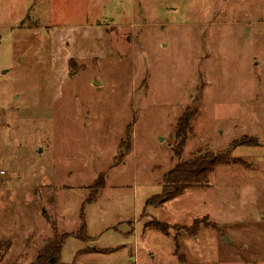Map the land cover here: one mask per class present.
<instances>
[{"label": "rangeland", "instance_id": "obj_1", "mask_svg": "<svg viewBox=\"0 0 264 264\" xmlns=\"http://www.w3.org/2000/svg\"><path fill=\"white\" fill-rule=\"evenodd\" d=\"M67 237L59 264H264V0H0V264Z\"/></svg>", "mask_w": 264, "mask_h": 264}, {"label": "trees", "instance_id": "obj_2", "mask_svg": "<svg viewBox=\"0 0 264 264\" xmlns=\"http://www.w3.org/2000/svg\"><path fill=\"white\" fill-rule=\"evenodd\" d=\"M192 118L191 113L185 112L177 121L176 147L174 149L176 157L180 158L183 153L186 133L190 129ZM230 157L228 152H206L177 164L165 176L162 194L153 199L159 205H163L182 196L187 189L205 188L209 184V178L215 169L226 165L230 161ZM68 238H60L54 243H46L32 264H59L62 246Z\"/></svg>", "mask_w": 264, "mask_h": 264}, {"label": "water", "instance_id": "obj_3", "mask_svg": "<svg viewBox=\"0 0 264 264\" xmlns=\"http://www.w3.org/2000/svg\"><path fill=\"white\" fill-rule=\"evenodd\" d=\"M222 241L225 242L226 244H229V243H230V242H229V239H228L227 237H223V238H222Z\"/></svg>", "mask_w": 264, "mask_h": 264}]
</instances>
